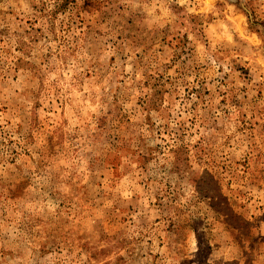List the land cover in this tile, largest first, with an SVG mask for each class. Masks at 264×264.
<instances>
[{
  "label": "rangeland",
  "instance_id": "rangeland-1",
  "mask_svg": "<svg viewBox=\"0 0 264 264\" xmlns=\"http://www.w3.org/2000/svg\"><path fill=\"white\" fill-rule=\"evenodd\" d=\"M0 264H264V0H0Z\"/></svg>",
  "mask_w": 264,
  "mask_h": 264
}]
</instances>
